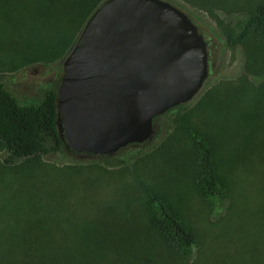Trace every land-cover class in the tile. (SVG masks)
Instances as JSON below:
<instances>
[{
	"label": "rangeland",
	"instance_id": "rangeland-1",
	"mask_svg": "<svg viewBox=\"0 0 264 264\" xmlns=\"http://www.w3.org/2000/svg\"><path fill=\"white\" fill-rule=\"evenodd\" d=\"M163 1L184 14L205 42L207 70L194 95L161 113L153 129L156 135L142 145L126 146L118 155L120 164L115 166L100 162L93 153H74L67 147L61 153L41 157L38 166L32 165L37 176L24 175L25 182L21 176L25 168L4 166L0 150V221H15L9 220L8 211L16 204L31 205L17 201L15 190L26 185L50 187L54 195L62 192L61 202L42 199V206L33 211L26 207L27 212L45 223L54 222L57 228L72 230L66 236L74 240H111L110 248L123 255L116 240L123 228L132 229L135 237L146 238L152 249L156 247L148 226V201L150 197L160 198L196 236L197 245L190 256L173 253L168 257L163 253L154 257L158 254L152 250L150 264H212L226 249L229 232L247 225L249 209L260 203L258 191L264 171L263 160L247 147L250 113L259 111V106L264 108V71L248 72L242 45L230 46L223 27L207 11L184 0ZM214 12L235 31L247 15L245 10ZM65 57L49 64L38 62L1 71L0 79L20 101H33L47 85L60 79ZM256 121L264 123V112ZM57 125L62 132L59 117ZM203 138L212 147V159L223 181L221 197L201 195L193 182L192 153L196 141ZM23 220L19 216L18 221ZM125 259L117 264L137 261ZM102 262L105 258L98 264Z\"/></svg>",
	"mask_w": 264,
	"mask_h": 264
},
{
	"label": "trees",
	"instance_id": "trees-1",
	"mask_svg": "<svg viewBox=\"0 0 264 264\" xmlns=\"http://www.w3.org/2000/svg\"><path fill=\"white\" fill-rule=\"evenodd\" d=\"M104 1L0 0V72L14 71L38 62L49 64L63 60L86 25V20ZM184 1L207 11L223 27L230 46L242 45L248 72L264 71V0ZM214 9L245 10L247 15L239 22L235 31L217 18ZM58 80L47 85L37 99L20 101L0 79V150L4 153L2 161L4 166L18 165L15 166L16 169L24 167L22 180L24 175L30 178L37 176L38 172L33 170L32 165L38 166L41 157L61 153L68 147L63 132L58 130L57 125ZM263 112L264 108L259 106V111L250 113L251 131L247 147L251 152H257L256 156L263 160L264 165V123L256 121L257 116ZM159 116L152 117V130L155 129ZM153 135H156L154 130L151 137ZM148 140L126 146L142 145ZM196 145L192 153V164L193 182L197 191L205 197L223 196V181L212 159V147L206 138L197 140ZM126 146L109 154L95 155L100 162L115 166L120 164L118 155ZM262 173V187L258 191L260 203L249 209L247 225H240L229 232L226 249L221 250L219 259L214 257L212 264H264V171ZM49 188L43 186L35 189L26 185L23 190H15L17 201H29L31 205L16 204L14 210L8 211L9 220L15 221H0V264H98L103 258L105 262L102 264H117L126 260V257L137 260L136 263L139 264H150L148 260L154 256L152 250L158 254L154 257L163 253L168 257L173 253L190 256L197 245L196 236L178 214L156 197H150L148 201V226L155 239V248L152 249L143 236L135 237V232L130 228L129 231L123 228L116 236L125 253L123 255H119L113 247L110 248L111 240L108 242L109 240L103 241L95 237L84 241L74 240L66 236L72 230L57 228L54 222L45 223L42 218H37L25 209L30 206L32 211L38 209L39 205H43L42 199L50 201L53 198L56 203L61 202L62 192L54 195ZM21 191L25 195L21 196ZM1 213L0 208V216ZM19 216L25 220L18 221ZM35 217L36 219H31ZM141 251L144 253L140 254ZM107 253H110L109 257ZM141 255L143 256L138 259Z\"/></svg>",
	"mask_w": 264,
	"mask_h": 264
},
{
	"label": "water",
	"instance_id": "water-1",
	"mask_svg": "<svg viewBox=\"0 0 264 264\" xmlns=\"http://www.w3.org/2000/svg\"><path fill=\"white\" fill-rule=\"evenodd\" d=\"M65 58L61 131L71 150L93 154L148 140L152 117L193 96L207 70L198 29L163 0H105Z\"/></svg>",
	"mask_w": 264,
	"mask_h": 264
}]
</instances>
